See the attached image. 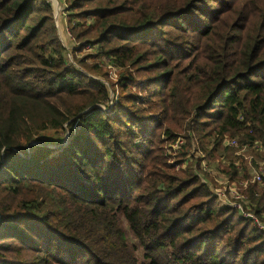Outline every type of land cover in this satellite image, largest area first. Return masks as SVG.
<instances>
[{"label":"trees","instance_id":"trees-1","mask_svg":"<svg viewBox=\"0 0 264 264\" xmlns=\"http://www.w3.org/2000/svg\"><path fill=\"white\" fill-rule=\"evenodd\" d=\"M64 1L72 46L50 0H0V264H264V230L201 169L237 177L227 138L264 151V0ZM70 51L121 69L115 103ZM67 127L65 146L33 143ZM242 190L264 221V185Z\"/></svg>","mask_w":264,"mask_h":264},{"label":"rangeland","instance_id":"rangeland-1","mask_svg":"<svg viewBox=\"0 0 264 264\" xmlns=\"http://www.w3.org/2000/svg\"><path fill=\"white\" fill-rule=\"evenodd\" d=\"M51 1V8H52V13H54L55 16V20H56V26H57V30L59 31V35L61 40L63 41V44L70 46L73 42H72V34L71 31H69V28L67 26L66 23V11H67V6H66V2L64 0H50ZM59 2V7H57V3ZM58 8V10H57ZM96 33H93L90 36H95ZM72 46V45H71ZM94 54V49L92 48H88L86 47V49H83L82 53H78L76 54V58L80 59L82 58L83 55H87V54ZM69 58L72 62H75L74 60V56L72 54V52H69ZM86 64L89 67H94L95 65L98 66L99 68H101V72L100 74L97 73L94 70H91L89 67L80 65V64H76L77 66H80V68L85 71V72H89V74H91L92 76H94L95 78L99 79V80H103L105 83H107L109 85V89H110V98L111 100H113V102L115 103L116 101H114L115 97L118 96V85H115V89L113 88V86L111 85V83H115L118 84V81L120 79V75H121V69H117L116 67H114L113 65H111L108 62V59L105 57H100V58H96L94 57V55H91L90 57L86 58ZM183 63V64H182ZM177 65L182 64V66L180 67L181 69L183 68L184 70H189L191 67L189 61L186 62H181L176 63ZM98 69V68H96ZM155 72H152L150 74L147 75H154ZM106 74V75H104ZM141 77V76H139ZM132 92L134 93H139V94H147L148 93V87L145 88H133L131 89ZM112 102V101H111ZM113 104H111V107H113ZM186 126H183L182 129H177V133H178V137L176 140H174V142H165L164 144V148H165V153L167 154H172L173 157H171L170 159V163L172 165L175 166L176 169L182 167V168H186L189 166L190 162L185 161L184 163L180 162L178 160V157L176 156V153L182 149L183 145L186 144L187 145V138L185 136V133H187L186 131ZM157 135V133H156ZM162 137V134H160ZM69 128L67 127L65 129V132H55L52 129H48L46 132H44L42 135H40L39 138H36L37 140H34L35 142H39L40 144H46L49 145L50 147H58V146H65L68 141H69ZM164 140H166V136L163 135ZM158 141V140H157ZM199 149L202 151V149L200 148V145L196 142V140L192 139L191 143H190V153H193L194 155H196L197 157L203 156V151L200 152ZM223 153L224 156H229V158H232L233 160H235L237 163L240 164L241 159L244 158L245 160V164L243 163V166H241L240 168V172L237 175V177L235 179H233V181H235L239 186H240V182L242 181H246L248 180L249 183L252 182V178H253V168H256L257 164H259L260 162L263 161V157H264V151H259L256 148L253 147H246L244 150H239L238 147H235L234 149L231 148H227L224 149V146L219 148V153ZM52 153H57V151H54ZM223 156V157H224ZM238 157V158H237ZM195 158V157H194ZM227 158L225 159V162L227 163ZM205 163L208 165L207 169L209 170V172L211 171L212 175H213V180L210 182L208 180V178L205 176L204 174V180H208L211 184L210 187H222L223 185L226 186L227 184V176L220 170L223 169V165H227L224 164L222 162L223 165H219L216 162V158H212L210 160V163L208 160H205ZM248 169V172H250L248 177H245V169ZM201 169L204 171L202 165H201ZM202 176V172L199 173ZM211 179V177L209 178ZM220 182L224 183V184H220ZM262 186V185H261ZM127 235L130 239L135 240L132 236L131 231L128 229L127 230Z\"/></svg>","mask_w":264,"mask_h":264},{"label":"built area","instance_id":"built-area-1","mask_svg":"<svg viewBox=\"0 0 264 264\" xmlns=\"http://www.w3.org/2000/svg\"><path fill=\"white\" fill-rule=\"evenodd\" d=\"M229 143L233 147H238L239 150H244L247 147V143L245 144H239L238 140L236 138L230 139L227 138L226 144ZM240 145V146H239ZM207 164L205 161L202 162V167L204 170L209 171L207 169ZM254 172L252 182L255 181L259 183L260 185H264V160L260 162L256 168H253ZM220 184H224L220 182ZM248 184V180L240 182V186L235 181H229L227 180L226 186L223 185L222 187H211L215 194L218 196V200L220 203L225 205H231L239 209L241 214L245 217H251L255 225H257L260 229L264 230V221L261 220L255 213L251 210L250 205L248 204L249 201L247 199V195L242 190V188L246 189V186ZM243 201H245V205H243Z\"/></svg>","mask_w":264,"mask_h":264},{"label":"water","instance_id":"water-1","mask_svg":"<svg viewBox=\"0 0 264 264\" xmlns=\"http://www.w3.org/2000/svg\"><path fill=\"white\" fill-rule=\"evenodd\" d=\"M57 7H59V2L57 3ZM57 10H58V8H57ZM95 107H98V108H101V107H104L103 105H98V106H95ZM33 143H39V142H35V141H33ZM40 144V143H39Z\"/></svg>","mask_w":264,"mask_h":264}]
</instances>
